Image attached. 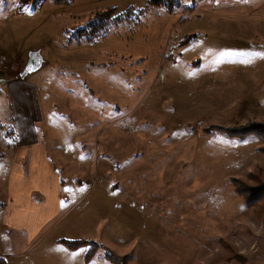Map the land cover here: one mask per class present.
<instances>
[{
    "label": "rangeland",
    "instance_id": "rangeland-1",
    "mask_svg": "<svg viewBox=\"0 0 264 264\" xmlns=\"http://www.w3.org/2000/svg\"><path fill=\"white\" fill-rule=\"evenodd\" d=\"M106 11L101 32L76 30ZM260 119L264 0H0V202L16 177H67L46 250L83 238L103 264L105 246L128 264H264V198L232 181L264 169V141L226 130Z\"/></svg>",
    "mask_w": 264,
    "mask_h": 264
},
{
    "label": "crops",
    "instance_id": "crops-1",
    "mask_svg": "<svg viewBox=\"0 0 264 264\" xmlns=\"http://www.w3.org/2000/svg\"><path fill=\"white\" fill-rule=\"evenodd\" d=\"M12 149H15V147ZM12 152L11 162L16 161L13 163L17 164V161L24 159L23 153L16 154L18 153L17 150H12ZM70 160L66 157L58 158L60 168L65 169L71 162ZM16 164H11L10 169H18L19 167ZM38 178L16 177L17 186L14 191L18 195L14 196L12 194L13 190L10 188L7 200L0 207V255L7 259L8 264L13 262L15 264H57L55 257L62 259L60 258L62 256L65 257V260L67 257L73 258L74 260L70 263L78 261V263L83 264H97V261H100L98 258H101L99 257L101 254H98L99 256H95V258L86 259V253L89 249L87 244L71 248L61 242L55 245L58 250L57 254L46 250L43 240L47 233L46 228H50L46 227V223L58 211L53 209L56 202L54 196H56L55 193L62 190L61 183L66 182L67 177L64 179L62 177V180L54 186L51 184V179ZM28 181L32 183L30 194L25 193V186L29 184ZM116 186L118 187L120 184ZM66 190L70 194L69 190ZM46 202L48 205L45 209H41L43 205L41 207L36 206ZM60 247L64 251L62 256H59ZM101 264L103 263L101 262Z\"/></svg>",
    "mask_w": 264,
    "mask_h": 264
},
{
    "label": "trees",
    "instance_id": "trees-1",
    "mask_svg": "<svg viewBox=\"0 0 264 264\" xmlns=\"http://www.w3.org/2000/svg\"><path fill=\"white\" fill-rule=\"evenodd\" d=\"M57 3H70V0H54ZM149 3L153 5H165L168 8H173L179 3V0H149ZM110 11H106L101 15H97L90 19L86 26L77 28L78 32L87 31V32H101L103 26L108 22V16ZM121 17L117 18L119 22ZM231 134L238 136H246L250 133H255L264 141V119L252 120L243 125L236 127H227ZM264 152V145L261 146ZM235 190L243 196L247 205L252 207H258L260 202L264 198V169L257 166L254 170H249L246 173V178L242 177H233L232 178ZM3 205V202H0V207ZM66 245L71 248L78 247L81 244H90L89 249L86 253V259H89L93 256L94 245L91 240L82 241V239L77 240H65ZM105 256L110 259L114 264H128L127 255L121 256L118 253H115L113 250H110L105 246L104 248ZM0 264H8L7 259L4 256L0 255Z\"/></svg>",
    "mask_w": 264,
    "mask_h": 264
},
{
    "label": "water",
    "instance_id": "water-1",
    "mask_svg": "<svg viewBox=\"0 0 264 264\" xmlns=\"http://www.w3.org/2000/svg\"><path fill=\"white\" fill-rule=\"evenodd\" d=\"M44 57L39 49L31 50L28 55L27 62L20 72L21 77L27 76L29 73L39 69L44 64Z\"/></svg>",
    "mask_w": 264,
    "mask_h": 264
}]
</instances>
